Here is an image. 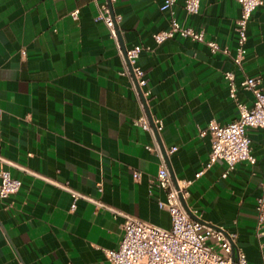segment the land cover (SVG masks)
<instances>
[{"label":"crops","instance_id":"crops-1","mask_svg":"<svg viewBox=\"0 0 264 264\" xmlns=\"http://www.w3.org/2000/svg\"><path fill=\"white\" fill-rule=\"evenodd\" d=\"M105 1L0 0V150L28 170L2 165L22 183L0 197V264H112L103 248L117 247L123 234L122 216L84 197L70 209L68 190L29 171L171 225L159 205L165 190L152 182L160 163L145 146L154 144L152 133L134 123L142 107L108 28L95 18ZM162 1H112L125 47L143 46L136 63L144 71L147 107L162 119L159 146L176 145L167 165L176 178L193 179L185 198L190 211L236 230L247 264H261L264 233L257 234L255 203L262 191L264 128H247L254 163L242 160L228 169L217 159L195 173L210 152V136L199 129L210 119L225 123L238 115L223 72L233 70L237 83L259 76L264 88V3L249 19L240 68L178 34L156 43L152 33L168 26ZM183 3L173 6L179 22L235 51L237 0H200L198 13H188ZM237 95L252 99L247 89L238 88Z\"/></svg>","mask_w":264,"mask_h":264},{"label":"built area","instance_id":"built-area-1","mask_svg":"<svg viewBox=\"0 0 264 264\" xmlns=\"http://www.w3.org/2000/svg\"><path fill=\"white\" fill-rule=\"evenodd\" d=\"M111 2L114 0H110ZM176 0H163L160 9L168 12V26L152 33L154 41L161 43L167 38L178 34L195 41L204 43L213 52H221L227 55L232 62L242 68L246 53L247 26L252 11L264 0H237L240 12L235 19V30L237 32V43L235 51L232 52L228 46H221L216 40L207 38L203 29L185 25L177 20L174 14ZM183 6L188 13H198L200 0H184ZM78 9L71 11L73 17H77ZM96 19H101L109 31V36L114 40L118 51L122 55L124 71L129 76L136 97L142 107V113L134 120V123L151 131L154 144L145 146L149 150H155L160 157V163L153 183L165 190L166 197L159 201V205L165 208L171 217L170 227H162L158 224L142 219L141 217L124 211L106 203L100 198L92 197L71 187L67 182H60L50 177L36 174L47 181L68 190L72 196L70 209L75 207L79 197H84L95 202L114 216L123 217V234L119 244L115 248H103L106 257L112 264H247L246 253L236 243L237 231L229 230L221 225H212L194 212L190 211L192 217L185 209L182 199L189 193L188 186L192 178H174L167 165L166 157L177 148L176 145L164 147L162 152L159 146L155 130L159 132L162 127V119L151 114V121L146 112L144 103L147 105L149 91L142 86L146 80L143 69L136 63L139 52L143 48L137 44L126 48L125 55L122 52L115 26L121 19L120 14L112 13L108 0L98 5ZM24 54L25 51L22 50ZM223 76L227 81L228 91L234 100L238 115L225 123L210 119L204 128L199 129V134L206 133L210 136V152L208 160L202 169L195 173L198 177L205 168L209 167L217 159L227 163L228 169L234 167L235 163L247 160L254 163L256 158L251 152V139L247 134L248 127L264 128V88L260 85L259 76L245 75L239 83L235 81V72L225 70ZM238 88L247 89L252 93L249 103L239 99ZM2 109L0 108V115ZM264 144V137H263ZM14 165L27 170L22 165L7 158L0 150V197H7L16 193L21 186V179L11 175L10 170L2 166ZM28 171V170H27ZM140 171L133 172V178L138 180ZM98 189L102 186L98 183ZM256 227L257 234L264 233V171L262 172V191L256 198ZM234 253V258H232ZM261 264H264V252L261 255Z\"/></svg>","mask_w":264,"mask_h":264},{"label":"water","instance_id":"water-1","mask_svg":"<svg viewBox=\"0 0 264 264\" xmlns=\"http://www.w3.org/2000/svg\"><path fill=\"white\" fill-rule=\"evenodd\" d=\"M108 5H109V7H110L112 13H114V12H113V9H112V2H111L110 0H108ZM115 26H116V28L118 29V30H117L118 40H119V42H120V46H121L122 52H123V54L125 55V53H126V47H125V45H124V43H123V41H122V38H121V35H120V31H119L118 23H116ZM144 106H145L146 112H147L148 117H149V119H150V121H151V124H152L151 113H150V111H149V109H148V107H147V105H146L145 103H144ZM155 133H156L157 139L159 140L158 132H157L156 130H155ZM159 142H160V141H159ZM160 147H161L162 152H164V146H163L162 144H160ZM165 157H166V161H168L167 156H165ZM170 172H171V174L173 175V177L175 178V176H174V174L172 173L171 170H170ZM182 203H183L185 209L187 210V212L190 213V209H189L188 205L186 204L185 199H182ZM190 215H191L192 217H195V216H194L193 214H191V213H190ZM195 218H196V217H195ZM232 258H234V253H232Z\"/></svg>","mask_w":264,"mask_h":264}]
</instances>
